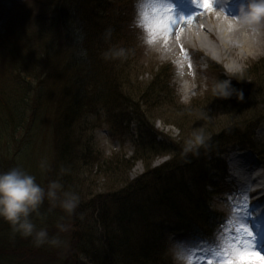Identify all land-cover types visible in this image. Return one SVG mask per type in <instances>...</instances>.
Returning <instances> with one entry per match:
<instances>
[{
  "label": "trees",
  "instance_id": "trees-1",
  "mask_svg": "<svg viewBox=\"0 0 264 264\" xmlns=\"http://www.w3.org/2000/svg\"><path fill=\"white\" fill-rule=\"evenodd\" d=\"M52 5L57 15V29L47 15V8ZM19 6L21 16L17 15L11 28L1 36L7 37L5 43L9 42V45L5 49L4 80L0 86V172L20 167L18 157L37 141L35 128L40 114L38 116L34 103L39 107L44 105L47 95L45 88L40 89L37 85L35 89L34 83L45 65L41 61L47 40L52 39L55 31L58 40L65 42L66 49L75 52L72 56L76 63L67 69V73H79L82 79L74 77V82L68 85L72 89L71 95L62 102L67 109L59 106V115L63 119L58 118V122L64 120L66 126H59L57 129L60 130L55 131L57 156L55 154L51 167L52 180L60 178L65 190L79 192V186L83 187L86 179L91 178L92 172L85 167L97 165L105 179L117 178L115 168H110L104 160L101 162L91 149H83L87 143L81 141L76 134L77 127L74 128L79 117L98 108L105 111L110 129L124 132L131 125L135 126L133 157L128 158L130 160L123 157L121 164L127 165L132 159L140 160L145 163L146 170L132 181L127 177L119 180L123 187L115 183L114 191L95 195L96 202L87 209L93 210L92 213L85 212L86 220L93 228L83 230L78 223L74 226V221L62 220L71 227L67 232H59L56 222L63 216L67 218V214L59 207L49 211L46 201L40 213L48 216L52 212V215L45 218L50 220H45L48 225L43 227L50 235H59L61 241L68 236L67 243L62 242L59 246L45 244L37 247L31 237L14 232L10 223L0 217V264H169L166 239L170 233L188 232L199 238H210L222 221V215L207 205L209 193L206 191L215 184V176H210V171L224 170V162L215 156L218 141H197V146L186 150L181 146L182 138H159L155 113L167 112L169 107V116L173 117L172 114L177 112L174 111L175 96L169 81L172 70L166 65L170 70L157 68L150 82L138 79L142 68L139 66L141 54L125 26L129 12L124 8L115 11L108 0H22ZM109 29L112 36L106 41L104 34ZM87 38L91 45L86 44ZM20 39L24 42V46L21 44L24 54L21 53ZM111 45L131 49L132 53L123 61L105 60L103 52ZM256 69L254 67L252 72L257 74ZM231 86L243 92V100L238 99L235 92L222 98L224 102L229 100L230 108L226 111L233 112L234 119L238 112L251 109L249 101L259 103L264 97L262 87L257 88L262 93L255 96L236 79ZM77 93L83 100L79 98L74 106ZM196 101L191 104L192 109L173 121L182 137L185 127L191 123L189 117L196 109ZM225 105L217 103L218 109L226 108ZM70 113L76 117L67 125ZM249 113L253 115V110ZM262 119L264 115L253 117L250 122L236 121L230 126L233 139L240 145H249L260 156H264V143L257 147L252 138ZM213 127L210 124L203 129L206 133L202 137L212 134ZM204 131H198L197 136L201 137ZM167 156L169 160L158 167L150 166L156 158ZM21 167L24 168L22 164ZM61 169L68 171L57 176L60 174L57 170ZM49 170L43 169L41 185L44 187L49 182L45 181L50 178L46 176ZM73 181L78 182V186ZM84 205L81 197L75 215L85 210ZM33 220L37 221L35 217Z\"/></svg>",
  "mask_w": 264,
  "mask_h": 264
},
{
  "label": "rangeland",
  "instance_id": "rangeland-1",
  "mask_svg": "<svg viewBox=\"0 0 264 264\" xmlns=\"http://www.w3.org/2000/svg\"><path fill=\"white\" fill-rule=\"evenodd\" d=\"M21 1L22 0H0V86L3 83L2 80H4L3 76L5 71L2 68L4 67L2 63L6 57L5 49H7L9 45V42L5 43L7 37H5V35L3 37L1 36L3 33H6L9 27L11 28L12 21H15V17L20 15L21 8L19 4H21ZM108 2L113 5L115 11H117L118 8H124L129 12V16L125 21V26L127 27L128 33L131 35L130 39L135 42L136 48L140 49L139 54H141L139 66H142V68L139 70L138 79L147 83L151 81L157 68L163 67V69L172 70L171 79L169 81L170 88L175 96L174 111L177 112L172 114L173 117L169 116V110H171L169 107L167 108V112L164 111V113L161 114V112L158 111L155 113V128L160 134L159 138L166 140H181L182 138L181 146L189 150L198 144V131H204L203 129L212 124L214 125V132L202 137L206 133L204 131L201 133V137L204 143H207L209 139L218 141V152L215 156L223 160L226 166L224 173L223 171L220 172L217 170L210 171V176H221L218 179L219 182L215 180L218 184L217 189L206 188V191L209 193L207 195V205L210 210L224 214L226 219L225 224L214 233L216 236L214 237L213 245L209 244L205 246L202 244H194L185 234L170 233L166 239L169 264H176L173 255L169 252L171 246H175L179 250L184 264H208L209 259L212 261V264H228L229 261L231 264H264V257L261 255L259 257L255 256L256 252L253 250L255 249V239L253 235L256 234L251 232L250 235H245L234 225L237 214L242 211L244 213H241L240 221L243 227L251 229V225L253 227L257 226V229H261L263 226L262 222L251 224L250 221H248L251 213L248 211L249 207L247 203L243 202V200L247 199L245 189L248 185H250L251 188L252 180H250L249 183H245L246 178L244 177L242 179L243 183L240 184L242 189H244V191H242L239 189V186H236V184L238 185L237 182L230 181L231 177L228 173V160L231 157V151L241 148L239 145L240 142L233 139V135L230 133V126L236 121L243 120L250 122L251 120L249 119L264 115V97L259 103L249 101L252 105L251 109L238 112L235 119L233 112H231V114L226 111V109L230 108L228 107L230 106V103H228L229 100L224 102L222 99L223 97H215L216 85L219 82L230 80L232 83L235 79L239 84H245L247 87L245 90H247L249 94L256 96L262 93L260 90L258 91L257 88L262 87V90H264V46L241 61H237L233 57H230L228 60H221L214 52L209 54L202 51L197 44L189 41L188 49L182 52L178 51L174 56H170L163 47V39H161L160 46L156 50L147 49L137 39L136 30L129 27L134 15V0H108ZM53 7L52 5L47 8V15L53 20L54 27L57 29L55 26L57 15ZM193 16H203L205 20H210L207 14L201 12L189 15V17ZM58 39L59 35L55 31L52 35V39L49 41L47 40L48 45L43 53L41 61V64L45 65L38 73L37 83H34L35 89L37 85L40 89L45 88L47 95V101L44 105L39 107L37 106L38 103H34V108L38 116L40 114V118L36 120L35 128V133L37 132V141L34 146H29L31 149L23 151L22 155L17 159L18 165L21 167L22 164L24 166L23 169L29 174L34 175L39 184L42 183L41 179H43L42 176L44 175V171L41 168L42 163L47 165V171L50 169L49 172H46V176L48 175L50 178H47V180L45 179V181H50L53 178L51 167L54 164L53 158L55 154L57 156L55 148V131L60 130L57 129L59 126H61V128L66 126L64 120L63 123L58 122V118H62L59 115V106L67 109L66 105L62 102L64 99L67 100L69 95H71L72 89L69 88L68 85H70L72 81L74 82V77L80 76L79 73L77 75L67 73V69L71 68V66L76 63L73 62L74 58L72 56L75 52L72 53V49H66L65 42ZM202 39L208 45L213 42L207 35H203ZM23 43V39H20L19 44L22 54L25 53L24 48L21 46ZM86 44L91 45V43H89V38L86 39ZM212 62H216V66L211 64ZM166 65L169 66L170 69ZM211 67H214L215 70ZM254 67L257 68L255 70L257 74L252 72ZM81 79L82 76L79 77V80ZM253 82H255V85H252ZM79 98L80 95L77 93L74 106L79 101ZM80 99L83 100V97ZM195 101L197 102V106H195L196 109L193 110V113H191L189 117L191 123L189 126L185 127L186 129H184L182 137L181 132L176 128L173 121L179 115L192 109L191 104ZM218 101L221 104L223 102V105L226 103V108L223 106L221 109H218ZM235 102L241 101L236 100ZM252 110L253 115L249 113ZM104 112L103 108H98L96 111L85 113L82 117H79L76 124L73 125L74 128L77 127V136L81 138L82 142L87 143V146H83V149L89 148L92 152L94 151V156L96 155L101 158V162L103 160V162L106 161L110 168H115L118 176L117 178L111 177V179H105L103 177L104 175L99 171L100 169H97L99 165L85 167L86 170L90 169L92 172L91 178L86 179L85 185L83 187L79 186L78 193L85 201L83 207L85 210L73 217L67 216V218H65L63 216L59 221L57 220L56 223L62 220H68L69 222L74 221V223L72 222L74 226L77 223L80 224L83 230H86V228H93L92 223L86 220L87 216H85V212L92 213L93 210L88 211L87 209L91 208L93 203L96 202L95 195L98 196L112 191L116 188L115 183L118 187H123L124 184H120L119 180L127 177L129 181H132L146 170L145 163L135 159H132L129 164L122 166L121 162L123 157L127 160L133 157L135 126L131 125L130 128L126 129L124 132L116 131L115 128L110 129L108 127L110 124L106 120L107 115ZM75 117L74 114L70 113L68 119H66L67 125L71 124V122L75 120ZM56 123L57 125H55ZM198 127L201 128V130H198ZM249 132H247V135L250 134ZM253 134V144L257 147L262 145V143H264V119L258 123L257 129L253 131ZM247 138L245 139L247 140ZM213 144L214 143H210L211 146ZM37 145L39 147L35 148ZM252 155L254 154L252 153ZM254 157L256 156L254 155ZM252 159L254 161L253 164L262 165L260 170L264 174V162L257 157ZM168 160V156L156 158L150 163V166L155 168ZM96 171H99L98 174H95ZM57 173H61V171L57 170ZM56 175L60 176V174ZM77 184L78 182H74L75 186H78ZM262 191L264 194V188ZM260 203V201H257L253 206L256 208ZM44 207L45 205H42L40 211H43ZM49 214L52 215V212ZM50 215L46 216V214L43 213H41L39 217L33 215L37 219V221L34 222L38 227L47 226L48 223H46V221L50 219L45 218H50ZM51 225H54V223ZM86 232L89 233L88 230ZM63 239L62 242L67 243L68 236L66 235ZM209 246L212 247L213 252ZM224 255L229 257H223Z\"/></svg>",
  "mask_w": 264,
  "mask_h": 264
},
{
  "label": "clouds",
  "instance_id": "clouds-1",
  "mask_svg": "<svg viewBox=\"0 0 264 264\" xmlns=\"http://www.w3.org/2000/svg\"><path fill=\"white\" fill-rule=\"evenodd\" d=\"M168 0H134V15L129 27L137 32V39L147 49L156 50L163 37L164 17L167 13ZM238 23L258 31L264 26V0H243L239 13L235 16ZM111 29L104 34V39H111ZM131 49L111 45L103 52L105 60H126ZM216 96L228 98L235 92L238 99L243 100V92L234 89L231 81H221L216 85ZM203 143L202 137H197ZM42 169L47 165L42 163ZM67 169H61L60 175ZM49 211L61 208L68 217H73L81 204V196L74 190H65L60 178L50 180L46 187L37 183L36 177L22 167H13L0 172V217L7 220L14 232L23 237H31L37 247L50 244L59 246L62 241L59 235H50L46 227H38L33 215L41 216L40 209L45 202ZM71 225L58 222L59 232L69 231ZM176 264H184L179 250L175 246L169 248Z\"/></svg>",
  "mask_w": 264,
  "mask_h": 264
},
{
  "label": "bare ground",
  "instance_id": "bare-ground-1",
  "mask_svg": "<svg viewBox=\"0 0 264 264\" xmlns=\"http://www.w3.org/2000/svg\"><path fill=\"white\" fill-rule=\"evenodd\" d=\"M190 1L193 2V0ZM231 1L233 0H212V6L209 10L198 7L197 4L193 3V13H205L210 17V20H205L203 16H193L192 19H185L184 17L179 23L171 24L170 29L167 26V17L173 14L167 12V15L164 17L162 37L163 47L167 51V54L174 56L178 51L188 49L190 41L197 44L202 51L209 54L214 52L221 60H228L230 57H233L237 61H241L263 47L264 26L256 31L238 23L235 16L238 15L239 9L238 11L232 9L230 5L232 4ZM176 18L179 19L180 16H176ZM203 35H207L213 41L212 44L208 45L202 39ZM260 169L259 165L254 168L252 176L254 178L251 183L252 190L247 191L248 196L252 197L257 193H262L264 174ZM247 172L245 168L239 170V172H236L232 176L231 182L241 183L244 177L246 178L245 181H247L249 173ZM254 217H256V221L257 217L259 218L258 221H264L262 212L259 216L254 215Z\"/></svg>",
  "mask_w": 264,
  "mask_h": 264
},
{
  "label": "snow or ice",
  "instance_id": "snow-or-ice-1",
  "mask_svg": "<svg viewBox=\"0 0 264 264\" xmlns=\"http://www.w3.org/2000/svg\"><path fill=\"white\" fill-rule=\"evenodd\" d=\"M193 3L197 4L198 7H203L205 10H209L212 6V0H193ZM167 11L173 13V15L167 17V26L169 27V29L171 27V24L179 23L181 20L184 19L183 14L180 15L179 19L176 18L174 4H172L170 0H168ZM188 18L192 19L193 17H188ZM208 264H212V261L210 259ZM228 264H231V262L229 261Z\"/></svg>",
  "mask_w": 264,
  "mask_h": 264
}]
</instances>
